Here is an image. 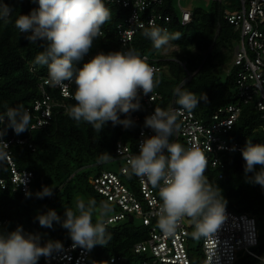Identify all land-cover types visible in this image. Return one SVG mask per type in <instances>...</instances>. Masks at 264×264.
Masks as SVG:
<instances>
[{
  "label": "trees",
  "instance_id": "16d2710c",
  "mask_svg": "<svg viewBox=\"0 0 264 264\" xmlns=\"http://www.w3.org/2000/svg\"><path fill=\"white\" fill-rule=\"evenodd\" d=\"M0 3H5L12 9L7 21L0 20V114L8 107L19 105L34 111L37 101L44 99L41 84L42 78L48 75L47 66L34 63L35 57L43 51L45 42L38 40L31 43L26 39L29 34L21 33L16 28L15 21L20 15H28L33 9H38V0L36 3L32 0H0ZM104 3L111 11V18L102 26L103 35L94 41L88 54H107L123 49L118 24L131 14V9L105 0ZM237 8H240L238 1H233L230 5L227 2L225 4L224 0L212 1L209 7L199 6L193 9L192 21L182 25L180 14L176 10V0H163L159 9L172 15V20L167 25L161 22L156 27L166 29L167 26L169 34L179 35V39L171 41L178 47L172 57L162 56L160 52L163 48L156 50L152 41L142 35L143 29L137 30L133 39L135 53L139 56L147 54L160 57L157 63L160 69L155 73L159 84L153 93L158 92L161 97L154 101L155 106L168 109L172 103L176 105L174 89L177 87L196 94L198 98L206 95L207 100H201L193 112L207 122L220 106L237 100L234 55L232 66L228 68L231 59L230 53H226V50H230L227 44L236 33L234 25L225 18L226 10ZM84 63H87L86 59L78 61L76 67L82 68ZM223 71L225 80L221 76ZM188 72L193 75L190 77ZM45 90L50 95L49 102L52 104L53 117L50 123L32 128L34 120L31 118L30 129L19 135L13 129L6 128V124L0 125L6 128L4 138L14 136L26 140L25 143H13L7 151H10L18 171L27 170L34 175L29 190L32 195L28 197L12 181L11 163L7 160L0 165V178L5 182L0 183V232L10 233L22 226L25 234H39L41 245L48 240H58L62 242L64 249L73 242L68 230L56 222L52 228L41 227L35 217L52 209L63 220L66 218V208L75 210L78 200H83L86 204L95 200L97 205L101 201H109L93 185L95 177L104 171L120 174L124 183L129 188H134L138 194L136 176L131 172L121 173L124 160H119L118 171L106 168V164L118 160L116 147L119 140L132 144L136 141L137 133L150 109L140 95L141 109L131 115L135 122L133 127L125 129L122 125L113 126L108 122L101 132H95L90 124H77L66 114L67 109L75 104L74 99L64 97L58 88L50 85H45ZM71 90L72 93L75 92V85ZM120 118L126 117L121 114ZM226 137L232 142H238L242 148L249 139L253 144H264L262 111L254 103L243 104L240 118ZM108 154L111 158L107 162H98L101 155ZM219 156L223 164L218 167L207 165L205 179L210 187L222 190L226 206L235 212H244L256 218L259 243L254 250L264 258V188L246 181L245 161L241 150L221 151ZM259 170L260 167L257 166L256 171ZM44 186L53 188V195L38 198L35 194L42 191ZM110 203L113 211L106 217V221L120 211V206L112 201ZM137 218L139 217L130 220L126 217L107 223V235L110 239L105 245L95 246L89 264L142 262L145 255L136 253L134 245L149 236V227L142 219L140 224H136ZM92 219L95 223L96 216L93 215ZM193 230L194 228L191 233ZM195 242L196 239L190 235L188 249L192 264H202V238L197 245ZM112 257L118 260L112 263ZM47 258L42 256L38 263L47 264ZM234 264H264V260L241 252Z\"/></svg>",
  "mask_w": 264,
  "mask_h": 264
},
{
  "label": "clouds",
  "instance_id": "9594fccd",
  "mask_svg": "<svg viewBox=\"0 0 264 264\" xmlns=\"http://www.w3.org/2000/svg\"><path fill=\"white\" fill-rule=\"evenodd\" d=\"M36 3L37 0H32ZM38 9L28 15H20L15 26L31 43L44 41L43 51L35 57L34 63L47 66V83L58 87L64 96H69L67 88L75 85L72 94L75 104L66 114L79 124L88 123L95 132H101L108 122L125 129L134 126L131 115L141 109L140 92L152 94L159 81L155 79V69L145 62L134 50L100 52L82 68L76 63L93 48L94 41L103 35L102 26L111 18V11L104 0H38ZM12 9L0 3V20L7 21ZM142 35L152 41L156 50L166 48L179 35L169 34L166 29L155 26L153 20L148 28L143 23ZM125 43V42H124ZM179 107L165 110L156 107L154 113L145 118L144 127L155 135L145 137L139 143V154L124 157L131 174L157 188L162 203L157 212V227L166 235L174 236L185 218L193 225V239L213 238L226 219L227 201L219 191L210 187L205 179L208 160L196 145L185 148L180 143L170 142L179 130L177 114L191 113L207 96L174 89ZM154 101V96L151 95ZM123 114L126 118L121 119ZM11 128L19 135L29 130L31 115L23 105L8 107L0 114V125ZM6 128L0 127V165L9 159V145L3 140ZM223 150L224 146H220ZM166 150V153H165ZM235 151V146L231 149ZM119 155H123L121 147ZM245 161L246 181L264 188V144H253L249 139L241 149ZM111 155H101L98 162L104 163ZM257 166L260 167L256 171ZM127 171V170H126ZM249 173L253 175L249 176ZM31 192L26 193L30 197ZM38 198L53 195V188L44 186L35 194ZM222 197V198H221ZM113 211L110 201L95 200L87 204L83 200L75 203V210L66 208L65 219L55 210L38 214L35 219L41 227L52 228L54 222L68 230L73 246L91 250L97 245H105L107 235L106 217ZM93 215L96 222L93 223ZM39 234L24 233L21 227L10 233L0 232V264H38L40 258L50 257L61 251V241L48 240L41 245Z\"/></svg>",
  "mask_w": 264,
  "mask_h": 264
},
{
  "label": "built area",
  "instance_id": "2783aa9c",
  "mask_svg": "<svg viewBox=\"0 0 264 264\" xmlns=\"http://www.w3.org/2000/svg\"><path fill=\"white\" fill-rule=\"evenodd\" d=\"M107 2L130 8L131 14L118 24L119 39L122 44V51L129 48L134 50L133 39L140 23L145 27L153 20L155 26L159 23L171 22L172 15L162 12L159 7L163 5V0H105ZM218 1V0H212ZM221 1V0H219ZM240 8L226 10L225 18L234 25L235 30L242 35L241 43L234 52L233 67L237 68L236 94L237 100L227 105L220 106L207 122L198 118L195 113L183 112L177 114L179 130L173 135L170 142L180 143L185 148L193 145L198 146L206 155L208 165L218 167L223 164L219 153L221 151H240L242 146L238 142L229 140L227 134L240 118L243 104L254 103L262 111L264 118V0H237ZM229 5L232 2H227ZM180 23L187 25L193 19L194 10L184 7L178 2ZM167 29V26L165 27ZM125 42V43H124ZM135 52V51H134ZM95 55L87 54L83 59L89 62ZM150 66L155 69V73L160 69L158 62L160 57L143 54L140 56ZM48 75L42 78L41 88L44 99L37 101L34 111L27 109L33 118L32 128L45 126L52 120V104L49 102L50 95L45 90ZM73 85H69L67 91L72 98ZM58 88V87H56ZM62 95L63 91L58 88ZM145 99L150 109L147 116L154 113L156 107L154 101L161 96L158 92L145 96L141 90L140 94ZM154 96V101L151 99ZM66 97V96H64ZM174 103L168 109H176ZM165 109V110H168ZM145 121L137 133L136 141L125 143L122 140L117 142V158L124 160L121 173L130 172L124 157H131L139 154V143L145 137L155 135L152 129L144 127ZM14 131V130H13ZM3 140L9 145L13 143H25V139L10 137ZM224 146L221 150L220 146ZM32 146V144H30ZM121 147L123 155H119L118 149ZM9 149V148H8ZM8 161L12 168V181L17 187H21L24 194L30 190L33 181L31 171H18L12 160L10 151ZM166 153V150H165ZM127 170V171H126ZM137 190L129 188L123 181L120 174L114 171H104L94 179V188L104 194L109 201L120 206V211L107 219V223L130 218L133 216L142 219L143 223L149 227V236L134 245V251L141 255L142 262L139 264H192L189 253V238L193 225L189 218H185L177 228L174 236H166L157 227V212L162 201L158 195V189L153 188L146 180L137 177ZM0 183L4 184V179L0 178ZM226 219L218 230L213 233V238L202 237V249L204 258L202 264H234L241 252L248 253L258 259L264 260L255 250L259 243V232L256 218L247 213H239L226 206ZM0 220V225H1ZM95 248V247H94ZM94 248L87 250L79 246H73V242L63 250L53 253L47 258V264H89ZM121 258H119L120 260ZM118 259L111 258L115 263Z\"/></svg>",
  "mask_w": 264,
  "mask_h": 264
},
{
  "label": "rangeland",
  "instance_id": "374dc122",
  "mask_svg": "<svg viewBox=\"0 0 264 264\" xmlns=\"http://www.w3.org/2000/svg\"><path fill=\"white\" fill-rule=\"evenodd\" d=\"M181 2V4L186 7V8H190V9H195L196 7H199V6H203V7H209V5L212 3V0H176V10H178L179 12V7H178V2ZM233 2V1H237V0H224L225 4L226 2ZM234 33L235 36H233L230 41L228 42L227 44V47L231 50H226V53L228 55V53H230L229 57H230V63H228L227 67L230 68L232 66V56L234 55V52L236 50V47L241 43V40H242V35L240 33V31H237L235 30L234 28ZM164 49V56L165 57H172L173 53L176 52L178 50V47L175 46L172 42L170 43V45L166 48H163ZM162 49V50H163ZM189 76L191 77L193 74L192 73H189ZM221 76H223V80H225V76H224V71L221 73ZM119 164H120V161L119 160H116V161H113V162H110L108 164H106V168L108 169H114L116 171H118L119 169ZM141 220L140 218H137L136 220V224H140ZM200 241L199 240H196V245L198 244V242ZM195 245V246H196ZM39 264V263H38Z\"/></svg>",
  "mask_w": 264,
  "mask_h": 264
},
{
  "label": "crops",
  "instance_id": "0c3cea01",
  "mask_svg": "<svg viewBox=\"0 0 264 264\" xmlns=\"http://www.w3.org/2000/svg\"><path fill=\"white\" fill-rule=\"evenodd\" d=\"M160 54H161L162 56H164V49L160 52Z\"/></svg>",
  "mask_w": 264,
  "mask_h": 264
},
{
  "label": "water",
  "instance_id": "95a60500",
  "mask_svg": "<svg viewBox=\"0 0 264 264\" xmlns=\"http://www.w3.org/2000/svg\"><path fill=\"white\" fill-rule=\"evenodd\" d=\"M130 220H133V216L130 217Z\"/></svg>",
  "mask_w": 264,
  "mask_h": 264
}]
</instances>
